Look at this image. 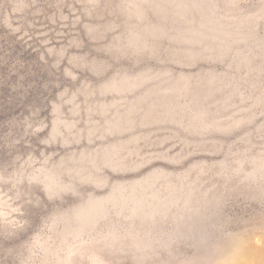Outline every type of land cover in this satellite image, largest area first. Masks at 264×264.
I'll return each instance as SVG.
<instances>
[{
	"label": "rangeland",
	"instance_id": "374dc122",
	"mask_svg": "<svg viewBox=\"0 0 264 264\" xmlns=\"http://www.w3.org/2000/svg\"><path fill=\"white\" fill-rule=\"evenodd\" d=\"M0 264H264V0H0Z\"/></svg>",
	"mask_w": 264,
	"mask_h": 264
}]
</instances>
